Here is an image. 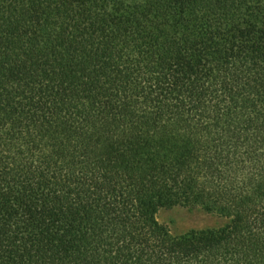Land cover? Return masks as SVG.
<instances>
[{
	"label": "trees",
	"instance_id": "obj_1",
	"mask_svg": "<svg viewBox=\"0 0 264 264\" xmlns=\"http://www.w3.org/2000/svg\"><path fill=\"white\" fill-rule=\"evenodd\" d=\"M0 264H264V0H0Z\"/></svg>",
	"mask_w": 264,
	"mask_h": 264
},
{
	"label": "rangeland",
	"instance_id": "obj_2",
	"mask_svg": "<svg viewBox=\"0 0 264 264\" xmlns=\"http://www.w3.org/2000/svg\"><path fill=\"white\" fill-rule=\"evenodd\" d=\"M159 222L167 226L173 234H183L191 230L218 227L222 221L201 210L174 208L159 214Z\"/></svg>",
	"mask_w": 264,
	"mask_h": 264
}]
</instances>
